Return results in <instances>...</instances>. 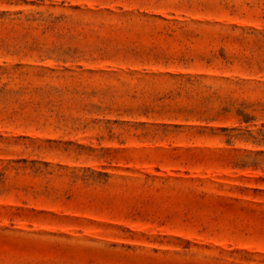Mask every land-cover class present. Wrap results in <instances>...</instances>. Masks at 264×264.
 Instances as JSON below:
<instances>
[{
    "label": "rangeland",
    "instance_id": "1",
    "mask_svg": "<svg viewBox=\"0 0 264 264\" xmlns=\"http://www.w3.org/2000/svg\"><path fill=\"white\" fill-rule=\"evenodd\" d=\"M0 264H264V0H0Z\"/></svg>",
    "mask_w": 264,
    "mask_h": 264
}]
</instances>
